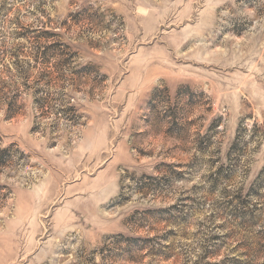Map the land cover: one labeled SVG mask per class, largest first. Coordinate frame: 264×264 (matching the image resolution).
I'll use <instances>...</instances> for the list:
<instances>
[{
  "label": "rangeland",
  "instance_id": "374dc122",
  "mask_svg": "<svg viewBox=\"0 0 264 264\" xmlns=\"http://www.w3.org/2000/svg\"><path fill=\"white\" fill-rule=\"evenodd\" d=\"M44 30L83 117L0 110V264H264V0H0V34Z\"/></svg>",
  "mask_w": 264,
  "mask_h": 264
},
{
  "label": "trees",
  "instance_id": "16d2710c",
  "mask_svg": "<svg viewBox=\"0 0 264 264\" xmlns=\"http://www.w3.org/2000/svg\"><path fill=\"white\" fill-rule=\"evenodd\" d=\"M37 32V33H36ZM28 36L27 42H15L6 34H0V110L9 118L25 112L30 106L36 111L37 119L55 118L65 120L72 125L81 123L83 115L78 112L74 104V92L79 91L71 65L75 62L76 54L72 48L64 43L51 41L56 35L53 31H36ZM27 37V35H25ZM92 66L85 67L86 71L95 73L94 81L100 74L92 70ZM99 81V80H98ZM79 85V86H78ZM31 99V105L28 100ZM156 103L152 107L159 106V97H155ZM161 100V99H160ZM164 104V103H163ZM152 113H158L160 119L171 124L177 132L186 131V126L175 117V109H152ZM38 128V127H36ZM60 127H54L52 132H58ZM20 162L18 149L15 145L0 146V171L15 167ZM0 195L1 194L0 189ZM116 235L110 238L101 249L100 253L107 254L114 249L117 243L124 240L129 242L128 248L132 252L136 239L124 238Z\"/></svg>",
  "mask_w": 264,
  "mask_h": 264
}]
</instances>
